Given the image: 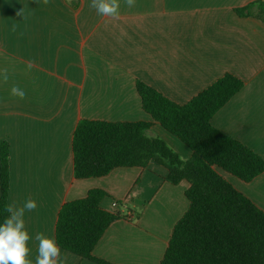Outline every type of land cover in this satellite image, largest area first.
<instances>
[{"label": "crops", "instance_id": "crops-1", "mask_svg": "<svg viewBox=\"0 0 264 264\" xmlns=\"http://www.w3.org/2000/svg\"><path fill=\"white\" fill-rule=\"evenodd\" d=\"M254 1L135 0L128 8L119 0L120 16L111 20L91 9V0H0V141L10 144L9 203L31 197L38 204L24 217L32 264L36 233L56 239L62 206L92 189L110 195L103 209L115 212L123 202L129 214L108 228L94 255L113 264L161 263L189 208L190 184L167 182L168 169L155 162L101 178L74 175L72 142L80 121H152L139 81L185 104L226 74L240 78L243 89L212 124L264 158V22L235 11ZM22 8L23 17L17 16ZM14 86L23 98L12 94ZM169 135L158 123L148 131L165 142ZM173 142L191 158L189 147ZM231 176L226 180L264 211V173L249 183ZM163 193V214L137 216L138 205L161 202ZM61 253L62 264H94Z\"/></svg>", "mask_w": 264, "mask_h": 264}, {"label": "trees", "instance_id": "trees-1", "mask_svg": "<svg viewBox=\"0 0 264 264\" xmlns=\"http://www.w3.org/2000/svg\"><path fill=\"white\" fill-rule=\"evenodd\" d=\"M264 22V0L235 10ZM244 87L226 74L185 104H178L144 82H137L142 107L152 121L82 120L72 142L76 179L101 178L118 168L168 169L172 185L187 181L186 213L175 224L160 264H264V211L239 192L217 168L246 183L264 173V158L212 124V119ZM158 123L192 151L183 160L159 137L148 136ZM10 144L0 141V223L10 194ZM110 195L92 189L59 212L56 241L61 249L94 264H113L94 249L116 221L129 219L125 203L115 212L102 208ZM139 216V214H137Z\"/></svg>", "mask_w": 264, "mask_h": 264}, {"label": "clouds", "instance_id": "clouds-1", "mask_svg": "<svg viewBox=\"0 0 264 264\" xmlns=\"http://www.w3.org/2000/svg\"><path fill=\"white\" fill-rule=\"evenodd\" d=\"M47 2L48 0H44L45 4ZM125 3L128 8L135 6V0H125ZM89 7L106 19L115 20L120 16L121 4L119 0H91ZM23 14L24 8L16 12L17 16L23 17ZM11 30L15 32L16 25H12ZM2 76L6 82L8 79L6 69ZM11 92L14 96H20L21 98L25 95L16 86L11 89ZM37 207V201L31 197L22 204L16 201L5 204L4 211L7 215L0 223V264H32L31 260L27 259L31 251L28 242L32 239V236L27 230L24 217L26 211H34ZM34 238L38 242L35 264H62L61 248L54 236L38 232Z\"/></svg>", "mask_w": 264, "mask_h": 264}, {"label": "rangeland", "instance_id": "rangeland-1", "mask_svg": "<svg viewBox=\"0 0 264 264\" xmlns=\"http://www.w3.org/2000/svg\"><path fill=\"white\" fill-rule=\"evenodd\" d=\"M154 136H156V135H154ZM169 137H170V139L166 140L168 146L174 152H176L180 156L181 159L188 160V159H185L186 153L179 146H177L176 143L173 142V140L176 141L177 143H179L180 145H182L188 151H190L189 148L187 146H185L182 143V141H180L178 138H176L172 135H169ZM171 139H173V140H171ZM216 170L218 173L224 175L225 177H228V178L232 177L231 175L227 174L226 172H224L220 168H217ZM183 185H186V182H184ZM160 197H161V202H160V198H158L159 199L158 202L156 201V202L152 203L151 205L149 203L145 207L143 205H138V207L136 208L137 214H139V216H142L143 214L147 216V215H151V214L157 213V212L160 214H163L164 211L162 210V208H164V193L161 194ZM159 207H161V209H159ZM122 210L127 211L125 208H122Z\"/></svg>", "mask_w": 264, "mask_h": 264}, {"label": "built area", "instance_id": "built-area-1", "mask_svg": "<svg viewBox=\"0 0 264 264\" xmlns=\"http://www.w3.org/2000/svg\"><path fill=\"white\" fill-rule=\"evenodd\" d=\"M115 206H118V204H116Z\"/></svg>", "mask_w": 264, "mask_h": 264}]
</instances>
